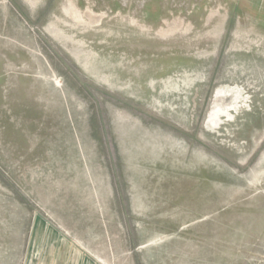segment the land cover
I'll return each mask as SVG.
<instances>
[{"label": "rangeland", "instance_id": "obj_1", "mask_svg": "<svg viewBox=\"0 0 264 264\" xmlns=\"http://www.w3.org/2000/svg\"><path fill=\"white\" fill-rule=\"evenodd\" d=\"M0 264H264V0H0Z\"/></svg>", "mask_w": 264, "mask_h": 264}, {"label": "bare ground", "instance_id": "obj_2", "mask_svg": "<svg viewBox=\"0 0 264 264\" xmlns=\"http://www.w3.org/2000/svg\"><path fill=\"white\" fill-rule=\"evenodd\" d=\"M218 118V117H217ZM218 120V119H217ZM220 123V122H219Z\"/></svg>", "mask_w": 264, "mask_h": 264}]
</instances>
